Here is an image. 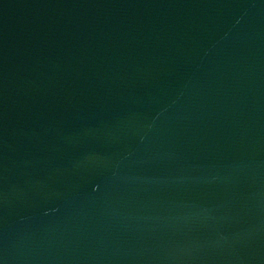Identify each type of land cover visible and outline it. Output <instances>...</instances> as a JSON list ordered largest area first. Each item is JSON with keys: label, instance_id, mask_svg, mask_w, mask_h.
<instances>
[{"label": "water", "instance_id": "1", "mask_svg": "<svg viewBox=\"0 0 264 264\" xmlns=\"http://www.w3.org/2000/svg\"><path fill=\"white\" fill-rule=\"evenodd\" d=\"M0 264H264V0H0Z\"/></svg>", "mask_w": 264, "mask_h": 264}]
</instances>
